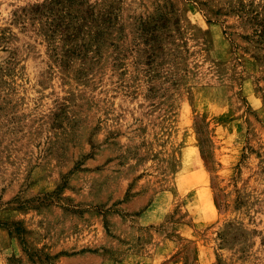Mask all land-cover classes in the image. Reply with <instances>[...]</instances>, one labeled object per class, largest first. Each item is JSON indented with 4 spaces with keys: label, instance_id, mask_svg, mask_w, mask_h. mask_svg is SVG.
<instances>
[{
    "label": "rangeland",
    "instance_id": "374dc122",
    "mask_svg": "<svg viewBox=\"0 0 264 264\" xmlns=\"http://www.w3.org/2000/svg\"><path fill=\"white\" fill-rule=\"evenodd\" d=\"M0 264H264V0H0Z\"/></svg>",
    "mask_w": 264,
    "mask_h": 264
},
{
    "label": "crops",
    "instance_id": "0c3cea01",
    "mask_svg": "<svg viewBox=\"0 0 264 264\" xmlns=\"http://www.w3.org/2000/svg\"><path fill=\"white\" fill-rule=\"evenodd\" d=\"M151 216L153 217V215H146V213H145V214L140 215L139 217H136V218H137V221L139 222V224L146 225L148 223H151L150 221H148Z\"/></svg>",
    "mask_w": 264,
    "mask_h": 264
}]
</instances>
